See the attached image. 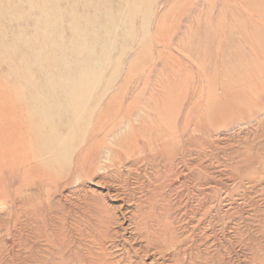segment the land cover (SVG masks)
I'll return each mask as SVG.
<instances>
[{"label":"rangeland","instance_id":"obj_1","mask_svg":"<svg viewBox=\"0 0 264 264\" xmlns=\"http://www.w3.org/2000/svg\"><path fill=\"white\" fill-rule=\"evenodd\" d=\"M28 8L38 45L49 7ZM146 20L53 159L0 62V264H264V0H154Z\"/></svg>","mask_w":264,"mask_h":264},{"label":"bare ground","instance_id":"obj_2","mask_svg":"<svg viewBox=\"0 0 264 264\" xmlns=\"http://www.w3.org/2000/svg\"><path fill=\"white\" fill-rule=\"evenodd\" d=\"M153 1L9 0L6 5L0 4V44L2 46L3 38L6 44L5 53H2L1 47L0 62L12 71V74L7 73L11 75L10 78L2 76L7 85L19 88L21 105L17 107V113L21 112L29 122L27 126L20 124L19 129L23 127L29 131L40 144L33 151L36 155L53 159L56 151L66 154L69 135L86 114L88 102L107 72L104 68L112 61L111 54L114 50L120 55L126 52L123 39L131 30L134 34L131 25L135 19H138L142 30L140 42L144 39L146 16ZM32 4L49 7L40 10L41 22L39 20L33 26L42 35L38 45L36 42L28 44L23 37L24 26H18L19 22L27 19L28 6ZM6 6L12 9V19L5 17ZM62 13L68 20L65 26L60 18ZM12 23L17 26L15 32L7 30V26ZM9 41L11 47H7ZM8 49L11 57L6 61L3 55L8 54ZM120 59L118 56L115 60L117 62ZM110 78L111 73L108 76ZM62 132L67 136L59 140L58 136ZM77 165L83 166L79 155Z\"/></svg>","mask_w":264,"mask_h":264}]
</instances>
